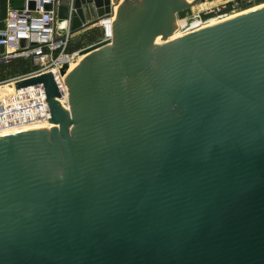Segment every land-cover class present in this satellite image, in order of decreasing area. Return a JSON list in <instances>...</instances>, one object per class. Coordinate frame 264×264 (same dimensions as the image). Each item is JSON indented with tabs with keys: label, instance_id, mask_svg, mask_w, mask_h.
Wrapping results in <instances>:
<instances>
[{
	"label": "water",
	"instance_id": "95a60500",
	"mask_svg": "<svg viewBox=\"0 0 264 264\" xmlns=\"http://www.w3.org/2000/svg\"><path fill=\"white\" fill-rule=\"evenodd\" d=\"M90 1L72 30L112 1L114 40L83 51L69 110L50 72L17 84L58 126L0 137V264H264V7L155 52L207 0Z\"/></svg>",
	"mask_w": 264,
	"mask_h": 264
},
{
	"label": "built area",
	"instance_id": "2783aa9c",
	"mask_svg": "<svg viewBox=\"0 0 264 264\" xmlns=\"http://www.w3.org/2000/svg\"><path fill=\"white\" fill-rule=\"evenodd\" d=\"M256 1L233 0L231 2L239 6V2L252 4ZM74 2L75 0L70 1L64 32L60 31L59 24L60 0H24L21 7L8 10L0 27V64L25 58L30 60L32 68L27 73L13 75L0 82V86L6 85L5 89H8L6 97L4 93H1L0 97V131L50 121L51 112L44 84L35 83L18 87V82L48 72L52 73L61 93L57 99L63 106L62 101H69V96L68 93L63 94L64 90L61 88L65 86L64 80L63 83L61 81V69L66 64L70 66L85 49L93 45L113 43L114 24L118 11L115 4L111 1V9L104 15L96 18L92 16L91 26H86L89 22L86 20L82 22L81 29L75 31L71 28L74 14L77 13ZM91 4L95 7L94 0L82 3L81 7L83 10L87 7L91 10ZM95 27L101 30V35L96 41L74 48L78 36ZM23 40H26V44H23Z\"/></svg>",
	"mask_w": 264,
	"mask_h": 264
},
{
	"label": "bare ground",
	"instance_id": "6f19581e",
	"mask_svg": "<svg viewBox=\"0 0 264 264\" xmlns=\"http://www.w3.org/2000/svg\"><path fill=\"white\" fill-rule=\"evenodd\" d=\"M231 1H233V0H210V1H206L205 3H201V4L197 3L199 5L194 4L192 6V12H194L195 17L192 16L193 15V13H192V15H187L185 18H181L180 21H179V28H178V30H176L175 32H172V34L167 39H163L162 35H157L156 38H155V41H154V48H153L154 51L155 52H160L159 51L160 50V46H163V45L167 44L168 42H170L172 40H176L178 38H181V37H183V36H185L187 34H190L192 32H195L197 30L203 29L205 27H208V26H211V25H214V24L223 22L225 20H228V19L234 18L236 16L245 14L247 12H251L253 10H256V9H259V8L264 7V3H262L260 5H254L253 4L254 5L253 7H251L252 6L251 5V6H249L250 8L249 7H246L248 9H245V10L236 9V10H232L230 12H225L223 14H220V15L216 16L213 19H209L208 21H202L201 20V18H200V12L202 10L207 12V11L211 10L213 7H217V6H220L222 4H227V3L231 2ZM187 2L192 3L193 0H187ZM115 7L118 10V5L116 6V3H115ZM233 12H234V14H231ZM229 14H231V15H229ZM227 15H229V16H227ZM116 18H117V14H116ZM194 22H195V24H193ZM175 28H176V22H175ZM92 52H88V53L87 52H84V53H81L77 57V58H79V61H78L79 63H77L75 65L68 66V69H67L66 73L65 74H62L61 81L63 83V80H64V83L63 84L65 85V86H61V88L64 90V93L63 94L66 95L68 93V96H69V87H68V85L66 83V80H67L68 76ZM63 84H61V85H63ZM7 90L8 89L0 88V95H2L1 93H4V94L6 93L7 94V92H8ZM62 103H63L64 109L69 110L70 100L69 101L68 100H63ZM43 126H58V124L55 123V122H53V121H49L47 123H40V124H37V125L28 126V127L26 126V127L14 128V129H11V130H6V131H0V137H3V136H11V135L16 134L17 132H24V131H27V130H30V129H33V128H38V127H43Z\"/></svg>",
	"mask_w": 264,
	"mask_h": 264
},
{
	"label": "trees",
	"instance_id": "16d2710c",
	"mask_svg": "<svg viewBox=\"0 0 264 264\" xmlns=\"http://www.w3.org/2000/svg\"><path fill=\"white\" fill-rule=\"evenodd\" d=\"M264 0H259L258 3L263 2ZM231 2L228 3L227 9L231 10ZM246 8V7H244ZM227 10L228 12H230ZM101 35V30L98 27L91 28L86 32L80 34L78 36L77 41L74 45V48H78L83 46L84 44H90ZM32 65L29 59L18 58L9 63H1L0 64V82L5 80L6 78L12 76L13 74L18 73H27L31 70Z\"/></svg>",
	"mask_w": 264,
	"mask_h": 264
},
{
	"label": "rangeland",
	"instance_id": "374dc122",
	"mask_svg": "<svg viewBox=\"0 0 264 264\" xmlns=\"http://www.w3.org/2000/svg\"><path fill=\"white\" fill-rule=\"evenodd\" d=\"M208 1H210V0H208ZM259 2V0H257L255 3H252V4H246L245 2H239V6H237L236 4H234V2H231V5H230V7H231V10H229V9H227V6H228V3L226 4V5H224V4H222V5H220L218 8L217 7H215L214 9H212V10H209V11H201L200 12V18H201V20L202 21H208L209 19H213V18H215L216 16H218V15H220V14H223V13H225V12H228L227 10H229V11H232V10H236V9H242V10H245V9H248V8H244V7H249V6H251V7H253L254 5H260V4H262V3H264V1L263 2H260V3H258ZM141 3V0H137L136 2H135V5H138V4H140ZM201 3H205V2H201ZM201 3H199V4H201ZM199 4H197V5H199ZM254 4V5H253ZM116 5H118V10H119V8H120V5L119 4H116ZM196 6V5H195ZM250 8V7H249ZM241 11V10H240ZM231 14H234V12L233 13H231ZM231 14H229V15H231ZM229 15H227V16H229ZM193 17H195V15H194V12H193V15H192ZM191 16V17H192ZM180 19L181 18H179L178 16L176 17V19H175V22H176V28H175V30L173 31V32H175L176 30H178V28H179V21H180ZM177 20V21H176ZM193 24H195V22L193 23ZM79 61V58H76V60L71 64V65H75V64H77V63H79L78 62ZM18 74H24V73H18ZM18 74H13V75H18ZM12 75V76H13ZM6 87V85H1L0 86V88H5ZM7 94H8V92H7ZM6 93L4 94V96L6 97V95H7ZM0 97H1V95H0ZM28 127V126H27Z\"/></svg>",
	"mask_w": 264,
	"mask_h": 264
},
{
	"label": "crops",
	"instance_id": "0c3cea01",
	"mask_svg": "<svg viewBox=\"0 0 264 264\" xmlns=\"http://www.w3.org/2000/svg\"><path fill=\"white\" fill-rule=\"evenodd\" d=\"M23 1L24 0H0V27L3 25V20L5 19L8 10L13 7H21Z\"/></svg>",
	"mask_w": 264,
	"mask_h": 264
}]
</instances>
